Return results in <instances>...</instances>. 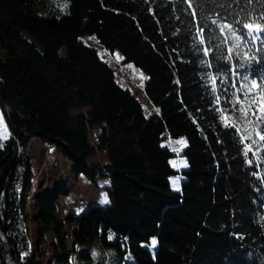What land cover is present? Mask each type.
Instances as JSON below:
<instances>
[{
	"label": "trees",
	"instance_id": "1",
	"mask_svg": "<svg viewBox=\"0 0 264 264\" xmlns=\"http://www.w3.org/2000/svg\"><path fill=\"white\" fill-rule=\"evenodd\" d=\"M68 1L57 18L50 4L0 0V113L10 133L0 138V264H36L30 218L39 237L53 232L54 249H65L64 225L77 223L74 242L100 237L117 264H264V32L243 26L264 23V0ZM100 48L146 74L157 114L116 82ZM31 136L54 145L76 175L106 176L108 204L61 219L62 187L36 197L31 216L34 181L21 157ZM167 137L186 139L180 175ZM99 152L102 167L87 160Z\"/></svg>",
	"mask_w": 264,
	"mask_h": 264
},
{
	"label": "rangeland",
	"instance_id": "2",
	"mask_svg": "<svg viewBox=\"0 0 264 264\" xmlns=\"http://www.w3.org/2000/svg\"><path fill=\"white\" fill-rule=\"evenodd\" d=\"M52 5L54 16L59 18L67 13L65 8L68 7V0H36L35 8L42 9L44 5ZM82 40L89 46H99L96 40L92 37H83ZM92 43V44H91ZM99 57L104 62L114 68L116 82L124 89H129L135 92L139 99L145 115L157 114L158 110L152 106L144 93L143 86L147 79L146 74L135 67L132 63H123V57L118 51L110 52L100 48L98 50ZM0 57L5 58L0 50ZM90 107L83 109L72 108L71 114L84 113L86 114ZM88 117V114H87ZM97 126L89 125L87 130V140L90 145L95 141ZM10 135L6 126L5 120L0 113V138L5 139ZM183 141L185 143H177ZM163 146H169L175 152L176 162L174 168L180 175L181 168L186 167V161L183 157L178 156V152L186 145L185 137L178 139H167L162 141ZM175 149V150H174ZM22 168L26 163L29 164L33 185L26 193V210L31 216H35V199L47 193H54L56 188L62 189L65 187L68 191L66 194H60L57 203L56 211L59 218H64L68 214H83L88 207L92 205L104 206L108 204L105 186L108 185V178L104 175H99L92 182L85 176L76 175L72 171L71 162L64 157L60 151L52 144L38 136H31L27 145L23 146L22 152ZM88 162L92 164H100L101 167L106 163L107 159L103 152L96 153L88 157ZM173 164V163H172ZM96 169V168H95ZM178 175H173L170 178L173 189H178ZM30 230V250L36 256V264H117L119 255L116 249L112 246L103 245L101 238H95L91 243H76L74 242L71 231L77 228V223L65 224L63 227V238L65 249H61L57 245L54 249L50 244L57 243L54 234L51 230H43L42 237H39V225L31 218L28 222ZM40 240L37 242V240ZM110 241L114 238L109 234ZM86 254L87 256H83ZM67 257L70 263L65 262L62 258ZM130 255H125L124 259L128 262ZM132 262V259H131ZM133 263V262H132ZM121 264H125L122 262Z\"/></svg>",
	"mask_w": 264,
	"mask_h": 264
},
{
	"label": "snow or ice",
	"instance_id": "3",
	"mask_svg": "<svg viewBox=\"0 0 264 264\" xmlns=\"http://www.w3.org/2000/svg\"><path fill=\"white\" fill-rule=\"evenodd\" d=\"M245 28L249 29V34L251 35L253 32H264V23H256V22H252V23H245L243 25ZM223 27H230L229 25H224ZM253 87H260L259 85H257L255 82H253ZM262 100H264V97H261ZM262 111H264V107H262L261 109ZM257 135L260 136L261 140H264V134L260 133L259 131H257L256 133ZM177 143H185L183 141H177ZM175 150V149H174ZM173 166H175L176 162L173 161ZM155 244V241H153V245Z\"/></svg>",
	"mask_w": 264,
	"mask_h": 264
}]
</instances>
